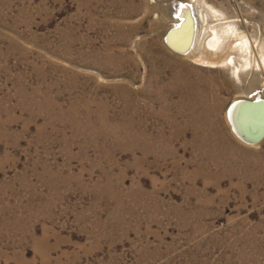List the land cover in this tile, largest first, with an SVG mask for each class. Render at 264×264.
I'll use <instances>...</instances> for the list:
<instances>
[{
    "label": "rangeland",
    "instance_id": "rangeland-1",
    "mask_svg": "<svg viewBox=\"0 0 264 264\" xmlns=\"http://www.w3.org/2000/svg\"><path fill=\"white\" fill-rule=\"evenodd\" d=\"M191 3L264 55V0H0V264H264V140L226 119L264 70L172 50Z\"/></svg>",
    "mask_w": 264,
    "mask_h": 264
},
{
    "label": "bare ground",
    "instance_id": "bare-ground-1",
    "mask_svg": "<svg viewBox=\"0 0 264 264\" xmlns=\"http://www.w3.org/2000/svg\"><path fill=\"white\" fill-rule=\"evenodd\" d=\"M197 7V5L191 3L189 6L181 8V10H173L172 15L175 21L172 27L177 28H175L176 30L171 32L168 37L171 48L175 49L176 47H182L188 37H191L190 46L185 52H183L184 56H188L192 61L201 65H225L239 80L242 77L240 76V70H242V67L244 68L247 65H252L251 67L257 70H264V55H257L259 47L261 46L258 38H246L243 33L241 34V31L238 32V29V31L234 29L235 26L231 27L233 26L231 25L228 27L229 25H223L221 22V18L223 17L221 16L222 14L220 15L215 11H207V14H204L201 12L200 8L198 9ZM209 17L212 18L213 24H208ZM227 24H229V22ZM253 89L252 91L247 92V95L237 97L230 103L231 108L229 110L228 108L226 109V119L238 138L245 143L256 145L264 140V136L260 140L252 139L251 131L252 129H258L262 123L261 109L259 107L255 108V110L253 109L254 113L249 116L246 113L248 104L246 106L243 104L244 106L242 105L239 107V102L236 101L248 99L255 100V104H257L260 99L264 100V83L259 89ZM193 105L194 104H192V107L190 105V108L193 109ZM185 108L187 107L185 106Z\"/></svg>",
    "mask_w": 264,
    "mask_h": 264
},
{
    "label": "water",
    "instance_id": "water-1",
    "mask_svg": "<svg viewBox=\"0 0 264 264\" xmlns=\"http://www.w3.org/2000/svg\"><path fill=\"white\" fill-rule=\"evenodd\" d=\"M176 30V29H175ZM172 32H174V30H172ZM190 39L191 37H188V39L184 42V44L182 45V47H176L171 48L172 50H174L175 52L179 53V54H183V52L186 51V49L190 46ZM238 101V105L239 107L242 106L243 104L246 106L248 104V108H247V115L250 116V114L254 113L253 109L255 110V108L259 107L261 109V113H262V123L260 124V126L258 127V129H252V139H257L260 140L263 136H264V100L260 99L259 103L255 104L256 101L255 100H248V99H241V100H236ZM243 105V106H244ZM231 108V105L228 107V110ZM227 110V111H228ZM246 119V118H245ZM251 136V135H250Z\"/></svg>",
    "mask_w": 264,
    "mask_h": 264
}]
</instances>
